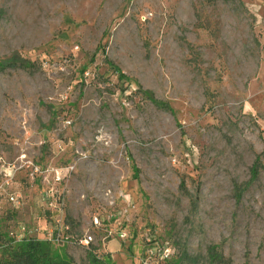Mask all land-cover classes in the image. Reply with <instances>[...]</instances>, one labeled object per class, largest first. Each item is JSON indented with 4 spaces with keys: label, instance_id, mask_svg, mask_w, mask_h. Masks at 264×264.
<instances>
[{
    "label": "rangeland",
    "instance_id": "obj_1",
    "mask_svg": "<svg viewBox=\"0 0 264 264\" xmlns=\"http://www.w3.org/2000/svg\"><path fill=\"white\" fill-rule=\"evenodd\" d=\"M240 1L0 0L24 63L0 70V237L57 218L77 263L112 240L114 264H264V0Z\"/></svg>",
    "mask_w": 264,
    "mask_h": 264
},
{
    "label": "trees",
    "instance_id": "obj_2",
    "mask_svg": "<svg viewBox=\"0 0 264 264\" xmlns=\"http://www.w3.org/2000/svg\"><path fill=\"white\" fill-rule=\"evenodd\" d=\"M209 2H216L219 0H207ZM223 2H235L241 4L240 0H220ZM13 59V61H11ZM110 62L108 61V64ZM24 66V63L19 61V58L12 57L9 61L0 62V70L7 67ZM118 77L121 78L123 74L117 69ZM145 97L148 98L157 108L170 111V106L166 102H160L154 98V94L149 90H144ZM258 157L255 159L251 167V173L255 177L258 175ZM0 237V246L3 243L9 245L8 248L0 251V264H114L111 254L109 252H99L98 247L89 246L85 258L80 263H77L73 257L68 255H61L54 249L50 242L40 240L36 237H23L17 247L14 248L13 241L3 239ZM214 254V252H210ZM215 257V256H213Z\"/></svg>",
    "mask_w": 264,
    "mask_h": 264
},
{
    "label": "built area",
    "instance_id": "obj_3",
    "mask_svg": "<svg viewBox=\"0 0 264 264\" xmlns=\"http://www.w3.org/2000/svg\"><path fill=\"white\" fill-rule=\"evenodd\" d=\"M2 163V173L4 174V179L2 182H0V204L3 202L7 203H13L17 200V197L14 195V193L8 188L9 179L12 178L11 176V169H17V167L13 164H3ZM28 168V175L29 177L34 179V176L37 174H42L48 171V169L42 170L41 166L33 164L30 162V164L27 165ZM70 168H55L54 169V177L59 180L61 177H63L65 174L69 173ZM61 173H63V176H61ZM49 207H53V203H48ZM94 223L98 226H100V222L97 217L94 218ZM128 235L126 232H121V238L125 239ZM72 238L71 228L69 224H66L61 219H55L54 224L48 229V232L46 234V241L51 242L53 244H61L67 241H70ZM92 237L91 236H83L81 238H76V242L79 245L82 246H88L90 244ZM145 259H143L144 261Z\"/></svg>",
    "mask_w": 264,
    "mask_h": 264
},
{
    "label": "crops",
    "instance_id": "obj_4",
    "mask_svg": "<svg viewBox=\"0 0 264 264\" xmlns=\"http://www.w3.org/2000/svg\"><path fill=\"white\" fill-rule=\"evenodd\" d=\"M116 249V243L113 242L112 240L108 241L107 243V251H109V253L111 252V256H115L117 255V253L114 254V250Z\"/></svg>",
    "mask_w": 264,
    "mask_h": 264
}]
</instances>
